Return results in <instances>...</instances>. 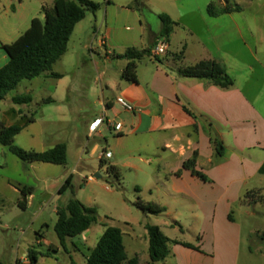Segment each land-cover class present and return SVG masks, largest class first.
<instances>
[{"label":"crops","instance_id":"obj_1","mask_svg":"<svg viewBox=\"0 0 264 264\" xmlns=\"http://www.w3.org/2000/svg\"><path fill=\"white\" fill-rule=\"evenodd\" d=\"M90 1L101 4L100 9L87 15L73 31L74 34L81 24V36H85L81 43V67L83 73H91L92 69L96 72L94 83L100 88V98L94 103L100 110L83 119L87 137L142 136V148L153 151L151 156L156 157L158 170L154 179L161 192L166 200L183 204L194 213L195 233L202 235L201 242L198 237L196 244L179 239L178 235L184 233L181 213L175 210L169 216L170 210L164 204L160 207L164 206L169 219L155 226L170 241L186 243L197 250L172 243L164 262L151 263L149 255L137 252L132 256L126 252L127 257L136 256L139 264H238L242 241L238 216L252 215L250 207L264 205V88L254 87L247 94L245 87L231 77L230 71L236 69L231 65L225 42L228 28L224 30L230 21L223 17L233 13L210 17L206 3L201 5L204 13L187 24L168 12L161 0H141L138 6H133L134 0ZM220 1L217 7L227 6ZM24 9L23 0H0V68L8 62L2 45L23 34ZM161 15L175 23L166 54L137 62L136 83L126 82L121 77L127 61L119 56L128 49L152 48L163 28ZM33 18L34 14H29V24ZM235 26L247 46L242 30ZM260 34L259 41L264 43V34ZM101 38L106 39L103 47ZM202 61H212L221 67L233 78V86L221 89L207 80L182 76L184 69ZM254 68L253 64L248 66V75L254 73ZM245 70L243 64L242 72ZM119 97L134 107L133 113L117 104ZM97 118L121 123V134H115L105 124L93 135L89 134L88 127ZM98 150L95 145L91 155ZM193 158L195 170L206 181L183 168ZM147 163L151 166L154 160L150 158ZM25 202L24 208L29 204L27 197ZM84 236L85 233L76 238L81 242ZM42 241L41 236L39 245Z\"/></svg>","mask_w":264,"mask_h":264},{"label":"rangeland","instance_id":"obj_2","mask_svg":"<svg viewBox=\"0 0 264 264\" xmlns=\"http://www.w3.org/2000/svg\"><path fill=\"white\" fill-rule=\"evenodd\" d=\"M23 1L22 33L28 29L29 14L42 20L41 3L52 7V0ZM223 1L226 5L240 8L239 12L223 17L230 21L228 27L224 26V30L228 28L225 42L228 43L226 47L231 65L236 69L230 71L231 77L250 94L254 87L264 88V43L259 41L260 33L264 34V0H229V4ZM161 2L168 12L188 24L204 13L201 5L207 3V7L209 4L217 7L219 0ZM235 25L242 30L247 46ZM84 38L80 24L71 36L66 53L50 72L20 82L0 101V123L3 125H23L26 119L22 116L33 118V122L14 137L10 146L36 152H44L58 144L67 146V163L60 166L22 162L10 153L9 146L0 145V264H28L26 256L29 249L38 252L37 264H86L85 256L96 246L105 226L122 231L128 256L134 252L147 256L146 226H155L169 218L166 213L159 216L143 214L135 206L138 198L144 203L167 205L169 216L175 210L181 213L184 233L178 235L179 239L192 244L198 243V237L200 242L202 240V235L195 233L197 220L194 213L183 204L176 205L166 200L161 192V186L154 179L158 170L156 157L151 156L153 151L142 148V136L107 134L104 139L87 137L83 119L92 111L100 110L94 106L100 98V88L94 83L96 72L92 69L91 73H83L81 67ZM243 64L246 66L244 73ZM250 64L255 68L254 73L248 75ZM50 73H57L62 78H50ZM21 95H29L32 101L22 106L14 104L12 99ZM257 104L261 109L260 103ZM95 145L99 150L91 155ZM106 152L112 159H105L101 166L100 155ZM150 158L154 160L151 166L147 163ZM109 166L118 170L119 179L108 171ZM95 174L100 177H95ZM69 175H72L70 189L58 194ZM22 189L27 191L29 204L26 208L19 206L24 199L20 193ZM72 195L95 211L96 223L85 232L81 242L78 238L68 239L62 246L54 232L56 212L66 206ZM248 211L252 215L238 216L242 226L238 264H264V241L260 239L264 234V205L250 207ZM39 235L43 238L41 245L38 243Z\"/></svg>","mask_w":264,"mask_h":264},{"label":"trees","instance_id":"obj_3","mask_svg":"<svg viewBox=\"0 0 264 264\" xmlns=\"http://www.w3.org/2000/svg\"><path fill=\"white\" fill-rule=\"evenodd\" d=\"M141 0H134L133 6H138ZM227 1V0H226ZM101 4L90 0H53L51 8L42 6V20L33 18L28 29L10 44L2 45V49L8 58L7 64L0 68V101L14 90L18 84L24 80H33L50 72L61 57L66 53L73 31L78 23L83 21L88 14H95ZM240 8L234 5H227L217 8L213 4L207 7V14L210 17H217L224 14L239 12ZM163 28L160 38L167 42L172 33L173 23L167 16L161 15ZM150 49L142 50L128 49L119 58L127 61L126 67L122 72V79L126 82L136 83L135 66L137 62L150 57ZM182 57V55H178ZM182 76L207 80L221 89H229L233 86L232 78L216 63L212 61H202L191 68L184 69ZM48 77L53 79L62 78L57 73H50ZM13 103L19 106L29 104L32 99L29 95L16 96L12 99ZM52 102V100H48ZM25 118L23 125L14 124L5 126L0 123V145L9 146V151L22 162L26 163H45L53 165H65L67 163V146L58 144L44 152L23 150L10 146L12 140L23 128L33 122V118ZM220 153V146L217 149ZM101 166L104 161L101 160ZM185 170L206 181V178L195 170V159L186 161L183 164ZM108 171L116 179L120 175L118 170L109 166ZM72 175H69L65 183L60 187L58 194H62L71 187ZM139 193V189H136ZM24 199L19 206L24 208L27 195L26 189L20 190ZM29 193V191H28ZM135 206L145 215L159 216L165 213V209L156 204L144 203L137 199ZM57 221L54 232L63 246L68 239H74L87 232L96 223V214L92 208L85 207L74 195L68 200L64 208L56 212ZM148 235V255L151 263L164 262L170 254L169 244H181L186 248H194L186 243L170 241L157 226H146ZM41 238V236L39 235ZM264 241V235L260 236ZM28 264H37L38 252L29 249L27 256ZM86 264H139V259L134 256L128 258L123 244V234L119 228L106 227L99 238L96 246L89 250L85 256Z\"/></svg>","mask_w":264,"mask_h":264},{"label":"built area","instance_id":"obj_4","mask_svg":"<svg viewBox=\"0 0 264 264\" xmlns=\"http://www.w3.org/2000/svg\"><path fill=\"white\" fill-rule=\"evenodd\" d=\"M106 43L105 38H101L100 44L103 47ZM167 52V42L164 38H159L153 47L150 49V56L154 59H157L160 56L165 55ZM117 104L126 112L133 113L134 107L130 105L127 101L123 98L119 97L116 99ZM104 118H97L95 119L88 127L89 134L93 135L97 132V130L105 124L108 129H112V131L119 135L122 132L123 126L121 123H116L114 121L105 120ZM111 157L110 153L106 152L105 154L100 155V160L109 159ZM89 180H92L90 177Z\"/></svg>","mask_w":264,"mask_h":264},{"label":"water","instance_id":"obj_5","mask_svg":"<svg viewBox=\"0 0 264 264\" xmlns=\"http://www.w3.org/2000/svg\"><path fill=\"white\" fill-rule=\"evenodd\" d=\"M95 177H100L99 174H96Z\"/></svg>","mask_w":264,"mask_h":264}]
</instances>
